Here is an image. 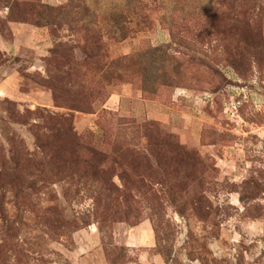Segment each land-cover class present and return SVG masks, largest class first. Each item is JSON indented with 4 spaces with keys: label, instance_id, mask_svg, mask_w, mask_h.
<instances>
[{
    "label": "rangeland",
    "instance_id": "rangeland-1",
    "mask_svg": "<svg viewBox=\"0 0 264 264\" xmlns=\"http://www.w3.org/2000/svg\"><path fill=\"white\" fill-rule=\"evenodd\" d=\"M0 264H264V0H0Z\"/></svg>",
    "mask_w": 264,
    "mask_h": 264
},
{
    "label": "trees",
    "instance_id": "trees-1",
    "mask_svg": "<svg viewBox=\"0 0 264 264\" xmlns=\"http://www.w3.org/2000/svg\"><path fill=\"white\" fill-rule=\"evenodd\" d=\"M28 7V6H27ZM32 7L30 6V8H28V10H31ZM105 67L108 65H106L105 63L103 64ZM56 119H58L57 116L54 117H49L47 119V123L49 125L50 128V132L52 131V125H60L61 123H56ZM120 125L123 126H127V125H133L134 123H119ZM59 128H62L66 137L69 138L71 145H73V143L75 145H77L78 147H80V141L81 139H79L76 135L73 134L72 132V128H68L65 129L64 126L60 125ZM129 128V127H128ZM135 129H139L140 131H142L143 134L146 135V132L148 131V127H139V128H135ZM131 130V129H130ZM125 137H118L115 138V141L112 143V148H111V153H113L115 155L116 158H118L117 160L120 162H125V164L131 169L132 166H134L133 163H136L135 159L137 156H139V152L134 148L131 147V145H128L127 142L128 140L126 139V131L123 132ZM45 137V136H44ZM36 143L38 145V147L41 149L43 147V149H45V146H43V139L40 137H36ZM86 152L88 153V158L85 159H72L70 162V166L72 167H76V166H82L83 170L86 172L87 177L89 176H94V165L96 162H101V164L106 163V160L108 157H106V155H103L102 153H99L97 151L91 150V149H86ZM91 174V175H90Z\"/></svg>",
    "mask_w": 264,
    "mask_h": 264
}]
</instances>
